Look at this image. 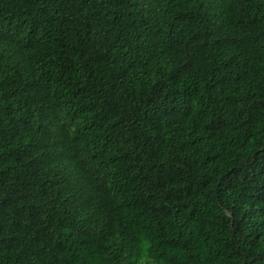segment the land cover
I'll use <instances>...</instances> for the list:
<instances>
[{
  "label": "trees",
  "instance_id": "1",
  "mask_svg": "<svg viewBox=\"0 0 264 264\" xmlns=\"http://www.w3.org/2000/svg\"><path fill=\"white\" fill-rule=\"evenodd\" d=\"M0 264H264V0H0Z\"/></svg>",
  "mask_w": 264,
  "mask_h": 264
}]
</instances>
